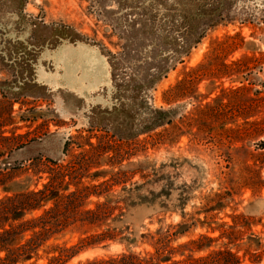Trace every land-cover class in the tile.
I'll use <instances>...</instances> for the list:
<instances>
[{
    "label": "rangeland",
    "instance_id": "374dc122",
    "mask_svg": "<svg viewBox=\"0 0 264 264\" xmlns=\"http://www.w3.org/2000/svg\"><path fill=\"white\" fill-rule=\"evenodd\" d=\"M139 1L0 0V81L10 84L20 75L22 88L8 87L23 102L14 104L15 115L42 112L34 122L18 119L20 132L34 130L41 139L16 151L13 159L27 166L35 157L66 164L80 154L79 144L92 150L85 144L88 139L106 142L112 150L99 153L101 164L89 173L107 171L106 178L124 174L127 181L113 189L143 197L120 223L131 224L124 234L157 236L141 238L133 249L156 253L152 243L161 239L173 248L175 260L190 264L191 258L228 243L240 264H264V0H184L188 9L199 7L205 22L214 24L166 77L141 92V107L140 98L131 100V89L145 81L140 68L149 65L136 67V53L129 49L117 66L137 76L117 83L108 51L119 53L130 43L128 23L138 12L131 6ZM93 63L101 64V74L93 72ZM118 97L128 103L127 114L114 111ZM156 109L169 112L162 124L132 136L152 124ZM118 125L132 137L118 136ZM70 137L73 151L66 154ZM25 177L30 176L24 173L16 180ZM34 183L31 179L28 186ZM234 216L243 218L235 223ZM179 223L186 231L177 237ZM221 223L228 225L220 229ZM224 229L232 234L220 238ZM158 231L169 235L158 237ZM81 237L68 231L55 242L71 246ZM199 240L206 245L201 250ZM125 249L121 242L85 249L69 264Z\"/></svg>",
    "mask_w": 264,
    "mask_h": 264
},
{
    "label": "trees",
    "instance_id": "16d2710c",
    "mask_svg": "<svg viewBox=\"0 0 264 264\" xmlns=\"http://www.w3.org/2000/svg\"><path fill=\"white\" fill-rule=\"evenodd\" d=\"M126 1L129 4V0ZM131 9L138 12L130 17L128 23L129 31L133 34V37L130 35V43L119 53H112L109 49L108 51L112 59L113 78L117 83L121 81L123 84L127 79L132 80L137 76L133 73L132 78L130 74L121 72V67L117 66L119 56L124 58L128 56L129 49L136 53L134 63L136 67L149 65L144 70L140 68L139 75L144 76L145 81L142 84H134L131 89L134 92L130 96L131 100L140 98L141 107L145 103L141 92L145 88L154 87L158 81L166 77L174 63L181 62L183 55L189 54L191 49L201 42L208 30L207 26L214 23L205 22L204 14L199 11V7L188 9L184 0H151L149 3L140 0L137 5H132ZM164 33H166L164 37H158ZM2 54L0 53V59L4 57ZM158 57L162 59L157 61ZM19 76L16 75L10 84H6L5 80L0 81V264H69V261L82 250L108 247L112 242H121L126 249L110 257L95 256L76 264H182V259L173 258V248L161 242V239L152 243L156 253H143L132 248L133 245L143 242L140 241L141 238L148 240V237L157 236L148 231L138 236L134 231L129 235L124 234L131 228V224L120 223L125 222L131 206L135 207L143 201V197L135 195L133 191L129 193L126 188L122 191L113 189L114 185L127 181L124 174L117 172L106 178L109 173L107 171L89 173L92 167L101 164L99 153L112 150L106 142L94 144L88 139L85 144L92 147V150L85 148L84 144H79L78 147L82 149L80 154L75 155L66 164L58 163V160L51 158L43 160L35 157L27 166L13 159L16 151L41 139L39 133L34 130L25 133L19 131L22 127L18 125V119L34 122L42 113L32 109L27 115L24 113L15 115L14 104L20 102L22 105L23 102L18 92L16 90L10 92L8 87L22 88L18 85ZM8 92L15 95L9 97ZM123 99L118 97V100H121L120 104H115L113 108L116 112L122 111V114H127L124 107L128 103ZM155 112L152 124L139 129L132 136L161 125V118L166 119L164 115L169 113L168 110L162 109H156ZM114 129L118 136L132 137L127 136V128L120 129L118 125V128L114 126ZM71 138L73 137L65 142L66 154L73 151L74 142ZM24 173L29 174L36 187L27 186L13 191L10 183ZM41 180L44 182L38 187ZM239 218L243 216H234V222L238 223L236 220ZM226 225L228 224H218L220 229ZM177 227L175 235L178 237L186 229H182V223ZM68 231L79 232L83 237L71 246L55 242ZM157 233L160 234L158 237L169 235L162 231ZM231 234L224 229L219 237ZM202 237L213 239L208 235ZM227 238L229 242L233 241V237ZM198 243V250L206 247L200 240ZM227 244L225 243V248L219 246L207 256L191 258L193 263L190 264H198L199 261H208L206 264H240V257L231 251ZM40 259L47 261L39 262Z\"/></svg>",
    "mask_w": 264,
    "mask_h": 264
},
{
    "label": "water",
    "instance_id": "95a60500",
    "mask_svg": "<svg viewBox=\"0 0 264 264\" xmlns=\"http://www.w3.org/2000/svg\"><path fill=\"white\" fill-rule=\"evenodd\" d=\"M30 181H31L30 177H25L24 180H13L10 183V188L13 191H18V190L24 189L28 186Z\"/></svg>",
    "mask_w": 264,
    "mask_h": 264
},
{
    "label": "bare ground",
    "instance_id": "6f19581e",
    "mask_svg": "<svg viewBox=\"0 0 264 264\" xmlns=\"http://www.w3.org/2000/svg\"><path fill=\"white\" fill-rule=\"evenodd\" d=\"M80 51H81V50H80ZM84 51H85V50H84ZM86 51H88V50H86ZM91 52H92V51H91ZM79 53H82V52H79ZM85 53H86V52H85ZM94 55H95V54H94ZM83 56H85V55H83ZM85 57H86V56H85ZM96 57H97V56H96ZM89 58H90V57H89ZM92 58H93V57H92ZM94 58H95V57H94ZM82 59H83V58H82ZM83 60H84V59H83ZM87 60H88V59L86 58V61H87ZM90 60H91V59H90ZM90 60H89V61H90ZM96 61H97V60H96ZM66 62H67V61H66ZM82 62H83V61H82ZM84 63H85V62H84ZM86 63H87V62H86ZM101 63H102V61H101ZM79 64H80V63H79ZM100 65H101V64H100ZM100 65H97V64H94V63H93V65H91V66H92V70H93V72L95 71L96 73H98V72H99L98 70L101 69V68H100V67H101ZM80 67H81V66H80ZM76 68H77V67H76ZM90 68H91V67H90ZM65 69H66V68H65ZM70 69H71V67H70ZM72 69H73V68H72ZM86 69H87V67H86ZM65 71H66V70H65ZM77 71H78V70H77ZM90 71H91V70H90ZM97 71H98V72H97ZM100 71H102V70H100ZM72 72H73V71H72ZM105 72H106V70H105ZM66 73H67V72H66ZM73 73H74V72H73ZM90 73H91V72H90ZM103 73H104V72H103ZM77 74H78V73H77ZM77 74H76V75H77ZM99 74H101V73L99 72ZM70 75H71V74H70ZM79 75H80V74H79ZM85 75H86V74H85ZM88 75H89V74H88ZM88 75H87V76H88ZM91 75H92V74H91ZM95 75H96V74H95ZM95 75H94V76H95ZM72 76H73V75H72ZM72 76H71V77H72ZM74 76H75V75H74ZM83 76H84V75H83ZM68 77H69V75H68ZM79 77H80V76H79ZM84 77H85V76H84ZM96 77H97V76H96ZM96 77H95V78H96ZM99 77H100V76H99ZM69 78H70V77H69ZM76 78H77V77H76ZM70 79H71V78H70ZM74 79H75V78H74ZM79 79H80V78H79ZM81 79H83V77H82ZM84 79H85V78H84ZM85 80H86V79H85ZM92 80H93V79H92ZM80 81H81V80H80ZM76 82H77V79H76Z\"/></svg>",
    "mask_w": 264,
    "mask_h": 264
}]
</instances>
